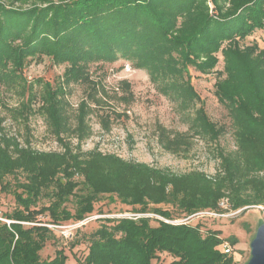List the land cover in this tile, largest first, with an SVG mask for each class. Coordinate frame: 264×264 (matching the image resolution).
Listing matches in <instances>:
<instances>
[{
  "label": "trees",
  "instance_id": "trees-1",
  "mask_svg": "<svg viewBox=\"0 0 264 264\" xmlns=\"http://www.w3.org/2000/svg\"><path fill=\"white\" fill-rule=\"evenodd\" d=\"M14 1L29 2L30 7L0 4V86L17 84L22 93L29 90L22 76L28 58L45 56L56 64L67 63L65 84L86 81L90 62L122 59L146 70L153 80L167 81L168 90L187 105L198 100L188 68L208 74L220 52L226 76L214 83V95L229 112L236 150L218 153L212 177L200 171L174 174L96 149L83 152L91 132L90 103L101 106L97 86L78 104L70 127L65 102L58 96L62 90L46 84L39 109L62 152L21 145L3 132L0 119V193L11 194L17 206L1 217L9 223L0 220V264H68L63 250L55 251L52 259H40L51 232L37 216H47L51 226L78 223L94 212L101 196L116 198L136 214L153 213L167 220L264 205V50L257 43L241 46L253 32L264 29V0H208L212 13L207 0ZM32 102L29 94L15 113L26 120ZM99 118L108 129L107 115ZM189 130L211 141L224 133L202 106L195 110ZM189 141L187 132L172 136L160 129L158 134L160 146L172 154L187 152ZM9 177L14 182L7 181ZM42 199L47 205L39 206ZM221 201L228 204L227 210L219 207ZM69 202L74 203L72 210ZM160 205L175 207L179 215L152 207ZM155 221L152 226L143 216L106 219L91 233L80 264H162L158 258L164 253L173 258L167 264H233V248L229 255L222 251L226 242L220 231L204 232L200 220L179 225ZM235 243L232 238L230 245Z\"/></svg>",
  "mask_w": 264,
  "mask_h": 264
},
{
  "label": "rangeland",
  "instance_id": "rangeland-1",
  "mask_svg": "<svg viewBox=\"0 0 264 264\" xmlns=\"http://www.w3.org/2000/svg\"><path fill=\"white\" fill-rule=\"evenodd\" d=\"M0 4L20 10L30 7L29 2L24 4L14 0H0ZM207 5L209 13H212V5L209 2ZM253 43H257L258 47L264 50V29L253 32L241 41V46ZM216 55L218 63L208 74L199 73L193 67L188 68L190 84L198 95V100L193 99L187 102V105L182 104L184 99L181 96L178 97L175 92L168 90L167 81L153 80L146 70L136 68L131 61L120 59L111 63L102 60L90 62L86 68V81L65 84L63 74L69 66L67 63L56 64L45 56L28 58L22 69V76L29 90L22 93L21 85L17 84L0 86L1 127L5 134L35 151L62 152L63 149L52 133L46 114L39 109L45 85L62 90L58 96L65 102L64 112L70 127L75 125L78 104L87 98V93L95 85L98 89V94L95 95L101 98V106L94 108L90 103L92 112L87 119L91 132L81 146L83 152L96 149L127 162L147 164L174 174L200 171L212 177L218 170V153H232L236 150L234 127L229 112L214 95V83L218 78L226 76L223 72V57L220 52ZM102 90L105 94H102ZM29 94L33 100V112L24 120L15 113V109H19ZM201 106L211 122L224 128V133L216 141L189 130L195 110ZM101 115H107L108 129L102 127L99 118ZM160 129L172 136L187 132L190 140L187 152L172 154L165 151L158 142ZM70 140L75 145L76 140L73 137H70ZM81 180L78 178V181ZM7 181L12 183L14 179L9 177ZM114 200L101 196L94 205V212L78 223L65 222L60 226H51L47 224V216H37V221L47 226L51 232L40 252V259H52L55 251L63 250L68 264H80L87 254L91 233L106 223V219L117 221L124 217L143 216L150 219L152 226L157 225L155 220L179 225L171 223L174 220H167L153 213L136 214L130 206L121 204L116 198ZM41 205H47L46 199H42L39 206ZM260 206L231 210L222 218L198 216L191 218L189 222L196 224L200 220L204 232L220 231V237L228 245L232 238L236 239V243L230 245L233 248V264H246L250 259V242L258 226L264 223V205ZM16 207L11 194L0 193V220L9 223L1 217L12 213ZM152 207L169 209L173 215H179V211L169 205ZM67 208L72 210L74 203L69 202ZM178 220L182 218L176 219ZM23 225L30 226L26 223ZM172 259L164 253L158 258V262L167 264Z\"/></svg>",
  "mask_w": 264,
  "mask_h": 264
},
{
  "label": "water",
  "instance_id": "water-1",
  "mask_svg": "<svg viewBox=\"0 0 264 264\" xmlns=\"http://www.w3.org/2000/svg\"><path fill=\"white\" fill-rule=\"evenodd\" d=\"M246 264H264V223L258 226L250 242V259Z\"/></svg>",
  "mask_w": 264,
  "mask_h": 264
},
{
  "label": "built area",
  "instance_id": "built-area-1",
  "mask_svg": "<svg viewBox=\"0 0 264 264\" xmlns=\"http://www.w3.org/2000/svg\"><path fill=\"white\" fill-rule=\"evenodd\" d=\"M219 207H220L221 209L227 210V208H228V204H227L225 201H221V202L219 203ZM260 208H261V206H260ZM263 210H264V208H263ZM227 213H228V211H224V212H222V213L202 212V213H197V214H195V215H193V216H191V217H189V218H185V219L178 220V221L174 220V221L171 222V223H173V224H183V223H187V222H188L191 218H193V217L205 216V215H209V216H212V217L222 218V217H225ZM174 222H175V223H174ZM222 251H223L225 254L229 255V254L232 253V247H231L230 245H228L227 243H224V244L222 245Z\"/></svg>",
  "mask_w": 264,
  "mask_h": 264
}]
</instances>
